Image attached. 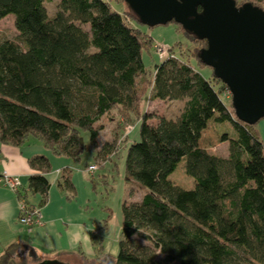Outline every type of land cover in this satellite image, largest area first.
<instances>
[{
  "label": "trees",
  "instance_id": "1",
  "mask_svg": "<svg viewBox=\"0 0 264 264\" xmlns=\"http://www.w3.org/2000/svg\"><path fill=\"white\" fill-rule=\"evenodd\" d=\"M48 1L0 0V20L14 15L17 31L15 38L0 33V142L19 145L34 136L52 154L79 159L86 148L83 133L95 145L101 121L124 127L139 120L138 139L126 145L127 131L95 152L106 161L122 142L125 179L144 189L139 200L123 204L119 250L99 256L101 264H264V145L255 123L236 118L226 85L213 71L204 76L194 67L206 66L197 56L206 40L175 22L199 45L192 54L181 50L183 57L170 46L147 71L143 53L156 44L129 8L116 10L111 0H59L49 15ZM245 1L264 9V0L236 4ZM146 94L183 105L154 123V114L142 109ZM224 122L232 134L218 129ZM208 127L218 142H229L227 154L201 145ZM182 159L191 188L170 178ZM29 164L33 172L16 193L41 209L51 163L38 154ZM58 186L73 196L69 171ZM28 196L39 200L34 204ZM29 246L11 243L0 264L42 260ZM24 253L30 261L16 262Z\"/></svg>",
  "mask_w": 264,
  "mask_h": 264
},
{
  "label": "rangeland",
  "instance_id": "2",
  "mask_svg": "<svg viewBox=\"0 0 264 264\" xmlns=\"http://www.w3.org/2000/svg\"><path fill=\"white\" fill-rule=\"evenodd\" d=\"M58 2L59 0H50L46 2L49 15L54 14ZM111 5L114 9L119 11L129 8L124 1L120 0H111ZM13 16L12 14H8L0 20V33L9 38H15L17 35L13 23ZM135 24L140 29L150 34L153 37L154 44H156L151 48L150 52L144 51L143 53V62L146 65L147 71H152L154 64L160 60L157 54V47L155 46L163 49L162 55L167 52L166 49L168 47L173 46L172 50L174 54L178 57H183L181 50L185 53L191 52L192 54L194 46L197 47L199 45L191 41L183 30L173 21L153 26L144 25L136 21ZM16 39L21 43L17 37ZM190 58L193 62L194 58L192 55H190ZM194 67L199 69L204 76L211 75L212 68L207 65L198 68L199 66L195 64ZM151 74L152 72L148 75L151 76ZM225 97L227 98L226 102L230 103L231 94L228 88ZM142 100V109L154 114V118L151 119L154 123L157 122L159 116H175L183 105V100L181 99L149 100L147 94L143 96ZM101 122L103 126L99 131L96 144L93 146L90 145L88 135L83 133L85 136L86 148H84L80 154L79 159L69 158L68 165H62V158L51 154L52 152L44 146L40 138L28 136L20 144L24 152L29 155H46L47 153L50 158L51 170L58 167L63 171L64 166H69L66 170L72 174L71 178L74 185V194L71 196V192L66 190L63 192L65 195H69V198L71 197L73 204H76L78 210L88 217L93 227L100 229V234L94 235L90 233L92 251L86 250L83 264H101L99 256L104 254L114 256L117 254L123 219L122 206L125 203L128 204L132 201L139 200L144 191L143 188H139L137 183L125 179V147L122 146V142L117 145L118 150L116 153L111 154L113 157L105 159L106 161L102 158H95V152L103 147L105 142L110 143L115 137L121 139V136H124L127 131L129 132V139L126 145L130 143L132 138L138 139L139 120H136L133 126L132 123H129L124 127H118L115 122ZM254 127L264 145V118H260L254 124ZM218 129L220 131H228L232 134V127L228 122L221 123ZM201 145L217 154L223 155L228 152L229 142H218L215 133L208 127L202 132ZM90 163L97 164V169L92 173L86 170L87 165ZM170 178L175 184L183 188H191L193 186L192 178L184 171V159L178 163L176 169L170 174ZM99 247L101 248L100 250ZM23 259L24 257H19V260L16 262H20Z\"/></svg>",
  "mask_w": 264,
  "mask_h": 264
},
{
  "label": "water",
  "instance_id": "3",
  "mask_svg": "<svg viewBox=\"0 0 264 264\" xmlns=\"http://www.w3.org/2000/svg\"><path fill=\"white\" fill-rule=\"evenodd\" d=\"M139 23L153 26L170 21L206 47L197 51L230 94L237 119L248 124L264 118V9L236 0H124ZM82 140V139H81ZM71 264L56 258L35 263Z\"/></svg>",
  "mask_w": 264,
  "mask_h": 264
},
{
  "label": "crops",
  "instance_id": "4",
  "mask_svg": "<svg viewBox=\"0 0 264 264\" xmlns=\"http://www.w3.org/2000/svg\"><path fill=\"white\" fill-rule=\"evenodd\" d=\"M32 155L24 152L20 144L0 142V172L5 170L17 175L22 184L26 185L29 174L33 172L29 164V157ZM46 155L48 156L47 153ZM54 156L62 158V165H68L70 157ZM68 167L64 166L63 169ZM57 169L59 168L56 167L47 173L50 188L48 198L40 209L41 223L31 227L18 222L19 196L16 191L0 184V254L11 243L25 242L34 248L42 259L56 258L71 264L84 263L86 250L92 251L90 233L94 234V227L88 217L78 210L77 205L73 204L72 199L66 197L64 190L58 186L59 176L67 170L61 169L57 172ZM27 199L34 204L39 200L37 196H28ZM23 257L25 260L31 259L26 253Z\"/></svg>",
  "mask_w": 264,
  "mask_h": 264
},
{
  "label": "built area",
  "instance_id": "5",
  "mask_svg": "<svg viewBox=\"0 0 264 264\" xmlns=\"http://www.w3.org/2000/svg\"><path fill=\"white\" fill-rule=\"evenodd\" d=\"M156 47L158 51L157 54L159 57H161L163 54V49L158 48V46ZM96 169L97 165L93 163L88 164L86 167V170L90 173L94 172ZM56 171L60 172L61 169L59 168ZM0 184L6 185L15 191L23 185L19 176L10 174L5 170L0 172ZM18 202V222L25 224L28 227L41 223L42 216L40 208L32 206L31 204L23 200H19ZM92 232L97 235L99 234V229L93 228Z\"/></svg>",
  "mask_w": 264,
  "mask_h": 264
}]
</instances>
